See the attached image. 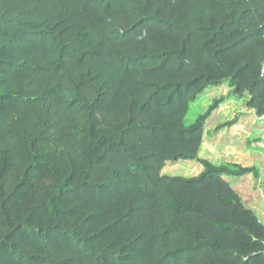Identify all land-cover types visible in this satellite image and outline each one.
Returning <instances> with one entry per match:
<instances>
[{"label":"trees","instance_id":"16d2710c","mask_svg":"<svg viewBox=\"0 0 264 264\" xmlns=\"http://www.w3.org/2000/svg\"><path fill=\"white\" fill-rule=\"evenodd\" d=\"M263 66L264 0H0V264H264L256 169L197 157L223 98L185 120L264 116Z\"/></svg>","mask_w":264,"mask_h":264},{"label":"rangeland","instance_id":"374dc122","mask_svg":"<svg viewBox=\"0 0 264 264\" xmlns=\"http://www.w3.org/2000/svg\"><path fill=\"white\" fill-rule=\"evenodd\" d=\"M223 102L212 112L205 124V133L197 157L211 164L254 167L258 176L223 177L240 197L243 205L252 210L264 224V119L246 105L247 97L234 96L227 85L212 87L191 102L185 116L191 124L203 114L214 100ZM237 118L232 127L218 126ZM202 166L196 161L168 162L161 172L169 176L193 177Z\"/></svg>","mask_w":264,"mask_h":264},{"label":"built area","instance_id":"2783aa9c","mask_svg":"<svg viewBox=\"0 0 264 264\" xmlns=\"http://www.w3.org/2000/svg\"><path fill=\"white\" fill-rule=\"evenodd\" d=\"M262 71L264 72V66H263V69H262ZM263 119H264V116H261Z\"/></svg>","mask_w":264,"mask_h":264}]
</instances>
